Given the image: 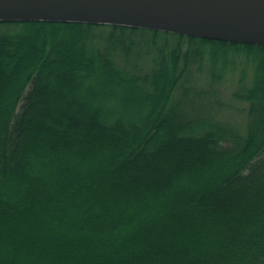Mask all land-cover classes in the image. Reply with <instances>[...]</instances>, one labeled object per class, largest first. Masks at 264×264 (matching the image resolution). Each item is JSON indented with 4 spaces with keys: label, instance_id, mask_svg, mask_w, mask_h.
<instances>
[{
    "label": "trees",
    "instance_id": "obj_1",
    "mask_svg": "<svg viewBox=\"0 0 264 264\" xmlns=\"http://www.w3.org/2000/svg\"><path fill=\"white\" fill-rule=\"evenodd\" d=\"M0 264H264V45L0 21Z\"/></svg>",
    "mask_w": 264,
    "mask_h": 264
},
{
    "label": "water",
    "instance_id": "obj_2",
    "mask_svg": "<svg viewBox=\"0 0 264 264\" xmlns=\"http://www.w3.org/2000/svg\"><path fill=\"white\" fill-rule=\"evenodd\" d=\"M0 21L113 24L264 45V0H0Z\"/></svg>",
    "mask_w": 264,
    "mask_h": 264
},
{
    "label": "rangeland",
    "instance_id": "obj_3",
    "mask_svg": "<svg viewBox=\"0 0 264 264\" xmlns=\"http://www.w3.org/2000/svg\"><path fill=\"white\" fill-rule=\"evenodd\" d=\"M240 107L242 108V105ZM216 115L222 120L232 121L233 123L238 125L237 128L241 131H243L245 128V124L243 123V121H246V114H244L243 116L236 112L234 114L231 111L221 110L219 112H216ZM242 119L244 120L242 121Z\"/></svg>",
    "mask_w": 264,
    "mask_h": 264
}]
</instances>
